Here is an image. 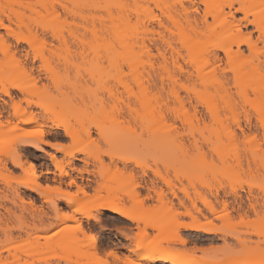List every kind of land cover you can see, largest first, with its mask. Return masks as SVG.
I'll list each match as a JSON object with an SVG mask.
<instances>
[{
	"label": "snow or ice",
	"instance_id": "snow-or-ice-1",
	"mask_svg": "<svg viewBox=\"0 0 264 264\" xmlns=\"http://www.w3.org/2000/svg\"><path fill=\"white\" fill-rule=\"evenodd\" d=\"M16 7L22 9L25 5L0 3V12L7 14L9 9ZM219 7L222 11L231 8L233 13L241 14L239 19L235 15L229 18L227 14L225 18L234 33L245 37L244 42L249 45L248 54L240 62L231 59L227 64L222 60L213 61V46L207 45L199 36L188 34L185 38L173 28V36L179 37L176 47L183 45L180 49L184 54L183 64L188 67L187 72L181 67L180 72L184 75L167 86L166 90L170 91L166 104L160 103L161 98L156 96L155 90L150 91L143 84L144 69L140 65H146L147 59L143 53H137L134 38L127 34L118 40L106 37L110 51L104 67L112 73L111 79H115L116 74H123L135 76L140 82L132 79L119 82L127 90L126 98L123 92L116 97L114 90L109 91L107 81L95 88L100 109L97 119L103 118L105 124L93 127L85 120L86 126L80 132L79 140L69 125L81 129L82 119L86 114L91 115L87 111L89 98L85 97V103L81 104V98L68 91L62 70L53 67L48 50V26H43L45 32L42 34L39 24L35 28L29 25L25 30L18 21L0 18V30H3L0 31V164L6 159L15 162L26 146L44 152V145H48L73 154L83 153L90 165L89 176L98 169L103 185L94 191L92 184L85 187L71 176L56 185H36L38 189L53 194L49 197L53 208L56 200L70 205L64 219L71 223L59 226L45 236V239L52 240L66 234L57 243L54 264H145L138 256L132 255L144 251L170 256L173 264H197L191 257L198 252L189 251L187 241L180 235V228L196 224L204 231L232 236L236 241L211 249V252L219 254V259L210 264H264V173L258 180L242 179L226 159L233 146L253 156L264 153V0L255 3L241 0L239 4L225 3ZM203 8L207 16L208 5ZM191 10L199 12L200 5H192ZM54 19L60 20L61 17L57 15ZM246 24L256 27L259 38L242 32ZM253 45L258 46V56L251 53ZM168 79L172 80V77ZM221 86L232 90L228 98L231 114L227 126V135L231 139H224L222 143L218 140L216 147L210 150L202 147L198 136L207 138L209 129L217 133L220 127L216 114L219 113L221 120L225 115L219 112L218 90ZM183 93H187V97ZM117 99L119 104L115 102ZM201 107L206 109L203 114L198 111ZM62 108L72 113L70 119H63ZM121 111L123 115L118 114ZM129 113L135 116L138 126L134 127L130 118L126 123L125 117ZM109 122L113 126H122L126 131L118 135L109 134L105 130ZM197 125H200L199 132ZM57 129L61 131L57 132ZM53 135H69L70 142L54 141ZM143 145H155V149L146 150ZM49 155L51 159H57L55 155ZM260 159L264 160V155ZM118 164L124 171L117 167ZM80 171L84 172V169ZM113 171L125 178L118 188L105 183ZM64 174L67 175L66 172ZM220 176L232 178L234 189L247 185L258 189L261 195L253 200L249 194L238 215L235 207L225 205L223 209H217L205 199V206L212 215L209 217L201 212L197 220L192 213L183 211V204L180 210L168 208L167 211H157L158 206L151 203V196H141L138 191L149 178L163 181L169 187L173 182L196 184L198 187ZM105 189L107 194H104ZM152 189L153 186L149 185V194ZM158 192L160 196L164 195L163 190L158 189ZM106 209L118 216L104 215ZM185 216L192 217V223L185 221ZM83 218L91 223L84 225ZM225 218L237 227L225 228L219 223ZM241 233H244L243 239ZM101 234L117 240L127 237L129 254H122L110 241L102 243ZM20 264H27V261L22 260Z\"/></svg>",
	"mask_w": 264,
	"mask_h": 264
},
{
	"label": "rangeland",
	"instance_id": "rangeland-1",
	"mask_svg": "<svg viewBox=\"0 0 264 264\" xmlns=\"http://www.w3.org/2000/svg\"><path fill=\"white\" fill-rule=\"evenodd\" d=\"M204 1L205 0H141V2H139V6L137 7V11L140 17H142V15L146 13L150 17V20H154L155 24L153 20L150 22L148 20H143L142 23L144 26L146 25L148 29H150V31H152L153 29L152 32L157 33V30L158 32L163 31L162 29H157V19H160L162 17V7L164 8V6H166V8L168 7L169 9H171V11H177V14L182 13V8H185L188 16L195 17L197 18V20H199L198 18H200V16H202L204 13ZM233 1V4H239L241 2V0ZM112 2V0H0V3H14L16 5H25V7L22 9L19 7L9 9L7 14L0 12V18H3L5 21H8L9 18L14 21H18V25H23L25 30H28L29 25L35 28L36 25L39 24L42 26L39 28V31L42 34L45 32V28L43 26H48V50L49 57L53 62V67L62 70L63 75L66 79V87L68 91L73 96H79L81 98V104L85 103V97L89 98V100L87 101L89 105L87 111L90 112L91 115L86 114L84 119H82L81 124L83 125V127H81L80 130H77L69 125L72 133L79 137L80 132L86 126L85 120L93 127H95L97 124H99L100 126H104L105 124L104 120L100 123L97 120L100 109L97 106V93L95 91V88L101 87L103 83L107 81L109 84V91L114 90V95L116 97H119L123 92L126 98L128 95L127 90L123 87V84L119 82H126L129 79H132L137 83L140 82L136 80L135 76L128 77L124 76L123 74H116L115 79H111L112 73L108 68L104 67L110 51V49L108 48V41H102L98 39L92 43H89L91 40V36L89 33L90 19H98V17H101L105 20H103L104 22H100L102 24H100L98 20L94 21V25L97 31H101V33H105V35L108 32H112L111 29L113 25H111L110 21L106 19L108 8H110L111 12H113V7H109L112 6ZM51 4L55 8L54 13H51V9L49 8ZM194 4L200 5L199 12H193L191 10V6ZM29 5H31V7H28ZM40 5H47V7H39ZM207 5L209 6L210 4ZM62 6L68 7L69 9L71 8V10L75 13V17H72L70 14H66ZM128 6L129 9H133L132 4L128 3ZM80 9H85V13L89 15L87 22H82L79 19L78 14L80 13ZM225 12H227V17L229 18L232 15H235L237 19H239L241 16L240 13H233V10L231 8L226 9ZM57 15L61 17L60 20L54 19V17H56ZM140 17L139 19H141ZM139 19L138 16L133 14L131 16L130 26L137 29L138 25V30H140V34H142L144 26L140 23ZM226 24L227 28L231 26V24H229L228 22H226ZM72 25L76 26V29L73 30L76 35H84V43L86 44H84L83 46L75 45V42L69 38L68 34ZM242 32L250 33L252 36L259 38V33L257 32L256 27L252 25H244ZM154 33H152L150 37L148 36V39L150 41H147L149 53H151L153 57L150 55L148 58L146 56L144 57L147 58V62L149 61L154 64V66H158L161 64V59L160 57H158L157 50L160 49L159 52L164 54V57H167L165 58L166 62L168 61L166 63V66L167 69L170 70L168 71L169 74L165 73L164 75H170L173 80L169 81V79L166 78L167 75L164 76L162 73L164 78L162 77V81H160L159 75L161 73H159L158 70H156V72L153 74L152 71H149L148 68H146L145 72H143V84L148 87V90H155L156 96L158 94V97L160 96L162 101H164L166 104L168 102V94L170 91V89H168L169 91L166 90L167 86L172 84V82L175 81L177 77L184 75V73H180L179 69L181 67H184L185 71L187 72L188 66L183 64L184 54L180 50L183 45H180V47H176L177 37H172L169 32H163V35L165 37L172 40V49H170L162 45L160 41H158L157 34ZM218 34L219 29L211 36H209V38H205L204 35L202 36V38H200L213 46V61L222 60L225 64H227L228 60L223 55V52L216 47V45H218ZM32 35L34 37L35 33H33ZM59 35H63L67 39L66 46H63L56 40H54V37ZM237 38L243 44L240 49L242 55H247L248 53L246 52V50L248 49V47L244 42L245 37L241 34H238ZM173 41L175 43H173ZM173 48L176 49L175 52L173 51ZM176 53H178L177 56ZM251 53L258 56V46H256L255 49L251 51ZM172 54L177 57V60H175L177 62V65L173 63V65H175V68L171 66V61L173 62L174 58L172 57ZM157 60H159V62ZM146 70L150 73V77L146 74ZM157 73H159V75ZM37 74L39 75V73ZM185 78L187 79V77ZM222 88L225 91V102H227V97L229 98L231 96L232 90L224 86H222ZM103 95L104 94L101 93V98H103ZM183 95L187 97L188 94L183 93ZM115 102L119 104L118 99ZM133 103L135 104V102ZM189 106H191V100H189ZM198 111L203 114L204 112H206V109L201 107V109H198ZM219 112L225 113V115L221 120L219 113L216 114V122L220 125L217 133H212L209 129V135L207 138H205L203 135L198 136L199 140L202 142L203 148H208L211 150L216 147V142L218 140L222 143L224 139H231L227 135V126L229 122L228 116L231 114L230 108H227V105L223 104V102L220 101ZM118 114L123 115V111ZM62 116L63 119H70L72 113L69 112L66 108H62ZM129 118L131 120V124L134 127L138 126L135 116H132L131 113H129L128 117H125L126 123L128 122ZM53 119H59V117H54ZM91 122L94 123L92 124ZM202 123L203 120H201V124ZM209 124L211 126V117H209ZM199 129L200 125H197L198 132ZM105 130L112 135L113 133L119 134L122 131H126L125 128L119 125L112 127L111 122L108 123V126ZM56 131L60 132L61 130L57 129ZM221 133L223 134L222 137ZM51 138L54 141L59 140L61 143L70 142V139L65 135H53ZM194 143L195 142H193V144ZM143 147H145L146 150L155 149V145H143ZM44 148V152H38L32 148L24 147L20 152L21 162L24 163L32 161L36 165V174L39 175V179L37 182H39L40 184L56 185L59 182L60 173L52 164L49 153L57 157V162L60 161L65 163L66 161L68 162V160L70 161V158L67 157L66 154L64 155L61 152L55 151L49 146L44 145ZM69 155L74 156V159L71 160L72 165L69 168H75V171H70V169L66 166L64 169L67 174L73 178H76L79 183L85 187H87L89 184H92L94 187H96V185L100 183V177L96 173L98 169L95 170L91 176H89L90 165L86 162L87 158L84 156V154H73L70 152ZM261 155H264V153H257L255 156H253L252 153H245L242 150H237L235 146H233L231 149V153L226 156V159L229 160L230 165L234 166L237 169L240 178L245 180L255 178L258 180L260 179L261 174L264 173V160L260 159ZM92 164H95L94 159L92 160ZM3 166L7 167L8 172L4 170ZM117 167H121V171H124L121 165L118 164ZM81 168L84 169V172H79ZM41 171L45 173L41 175ZM217 171H220V169H217ZM67 178V176H63L62 181L67 180ZM32 181L33 180L23 171L13 168L11 165V160L6 159L3 164H0V264H20L22 260L27 261V264H54L55 256L57 255V243L59 240H62L65 237L64 234H61L59 238L54 237L52 241L46 242L42 238L43 236L50 234L60 225L56 224V228L54 226L53 228H51L50 226L51 223L52 225L53 223L54 225L56 223V221L54 222L53 220L55 211H53L51 207L52 205L49 203V197L53 194L41 191L43 195L39 196L38 194L25 189L24 185L31 186ZM124 181L125 178L120 174L115 173L114 171L112 175L107 176L105 179L106 184L115 185L117 188L120 187L124 183ZM149 185L153 186L151 194H149L148 192ZM64 187L67 188L66 184H64ZM182 188L186 190H184L183 192L181 190ZM246 188L247 190H245ZM158 189L163 190L167 202H171L173 204V209L180 210L181 206L179 204L181 202L183 204V211L192 213V216L197 217L198 220L200 219L201 212H204L209 217H211V213L206 209L204 203L205 199L208 200L209 205H212L217 209H223L225 205H228L229 207H235L237 210L236 215H238L240 208L243 207L244 203L249 199V194H251V199L253 200L258 199V197L261 195L258 189L248 187L247 185L234 189L232 178H225L223 176H220L219 178H213L207 185L199 184L198 187L196 186V184H176L175 182H173L172 189L163 182L154 181L153 179L149 178L146 182V185L143 188L138 189V191L140 192L141 196H151V203L158 206L156 209L157 211H167L166 206H161L156 201L157 198L154 194V190L158 191ZM15 193L18 194V196H16ZM104 194H107V189H105ZM173 196L175 198H173ZM28 202H32V204H29ZM55 203L58 204V208L61 209H59V213L65 214L70 209L66 207L61 200H56ZM146 203L149 202L146 201ZM193 205H195V207H193ZM197 211H199L200 213H198ZM104 215L108 217L118 216L116 214H109L107 212H104ZM183 219L190 223V219L188 216L183 217ZM67 223L71 222L67 221L64 224L61 223V226H64ZM83 223L87 226L91 222L88 219L83 218ZM215 223L216 222L214 221V224ZM219 223L222 224L225 228L237 227L234 224H229L227 218H225L223 221H220ZM101 235L102 243H107L110 241L112 243V246L121 251L122 254H129L126 246L130 243V241L127 237H120L117 240L116 238L104 237L103 234ZM180 235L187 241V247H195L198 250L202 251H205L207 249L209 250L207 251V256H215V259H219V254L211 252V249L219 248L226 242L229 244L236 243L232 236H224L221 233L217 232L204 234L195 233L188 230H180ZM240 235L241 239H243L244 233H241ZM121 245H124L125 247L121 248Z\"/></svg>",
	"mask_w": 264,
	"mask_h": 264
},
{
	"label": "bare ground",
	"instance_id": "bare-ground-1",
	"mask_svg": "<svg viewBox=\"0 0 264 264\" xmlns=\"http://www.w3.org/2000/svg\"><path fill=\"white\" fill-rule=\"evenodd\" d=\"M112 1H113L112 2V5H120V7H113V12H111L110 8H108V11H107V14H106V16H107L106 19L108 21H110L111 25H113L112 26V29H111L112 32L111 33L108 32L105 35V33L102 34L101 31H97V29H96V27L94 25L95 24L94 21L95 20H98L99 23L100 22H104L105 20L102 19L101 17H98V19H90V29H89V33H90V36H91V40H90L89 43H92V42H94L95 40H98V39L99 40H102V41H108V40H106V37L109 38L110 40H118L121 36L127 34L128 36L134 38V42H135V45H136L137 53H143V55L148 58L149 57V50H148V47H147V41H150L148 38L154 32H152L153 29H152V31H150V29H148V27L146 25L144 26L142 22H143V20H148L150 22L153 19L150 20V17L146 13H144L142 15V17H140L138 15L137 7L139 6V2H141V0H112ZM148 1H155V0H148ZM233 2H234L233 0H205L204 1V4H210L208 6V9H207L208 15L205 16L204 13H203V15L200 16V18H198L199 20H197V18H195V17L188 16L185 8H182L183 9L182 10V13L177 14L178 13L177 11H176L177 12L176 13L175 11H171V9H169L168 7L166 8V6H164V8L162 7L163 9L161 8V14H162L161 16L162 17L160 19L159 18L157 19V29L159 28V29H162L163 31L162 32H158V30H157V33L155 32L154 34H157L158 41H160V43L162 45H164L167 48L172 49L171 48L172 47V42H171L172 40H170L169 38H167V37H165L163 35V32L164 31L169 32L172 37H173L172 31H173V28H174L177 33L184 35L185 38L187 37L188 34H191L192 36H199L201 38L204 35L205 38L206 37L209 38V36H211L213 33H215L219 29V34H218V39H217V43H218L219 46L217 48H219V50H221L223 52V55L225 56V58L227 60L231 59L233 62H240V61L243 60L244 56L242 55V53L240 51V49L243 46V44L237 38L239 33H233L234 30H233L232 26H230V27L227 28V24H226L227 20L225 18V14H227V12H225L226 9H224L222 11L221 8L219 7V5H221V4H225V3H231V4H233ZM248 2L249 3H255V2H258V0H248ZM128 3H130V4L133 5V9H129ZM109 7H111V6H109ZM49 8L51 9V13H54L55 12V8H54V6L52 4L50 5ZM62 8H63V10L65 11L66 14H70L72 17H75V13L71 10V8L69 9L68 7H65V6H62ZM79 12H80L78 14L79 19L82 22H87L88 21V18H89V15L85 13V9H80ZM133 14L136 15V16H138V19H139V17L141 18V19H139V21L144 26V29L142 31V34H140L141 33L140 30H137L136 28H132L130 26V20H131V16ZM153 22H154V20H153ZM100 24H102V23H100ZM154 24H155V22H154ZM75 29H76V26L75 25H72L71 28H70V30H69L68 36H69V38L71 40H73L75 42V45H81V46H83L84 44H86V43H84V40H85L84 39V35H80V36L76 35L73 32V30H75ZM168 36H169V34H168ZM175 37H177V40L179 39L178 36H175ZM234 37H235V39H234ZM54 40H56L59 44H61L63 46H66L67 45V39L63 35L55 36L54 37ZM148 43H150V42H148ZM173 43H175V42L173 41ZM206 44L209 45V46H211L210 43H208V42H206ZM224 45H227V47L225 48ZM245 45L249 49V45L247 43H245ZM255 47H256V45H253L251 51L254 50ZM159 50H157V51H158V57H160V59H161V61H160L161 64L160 65H158L159 64L158 63L157 64L158 66H154V64H152L151 62L148 61L146 65L145 64H141L140 67H141V69H144V72H145V69L148 68V70L149 71H152L153 74L156 72V70H158V72L161 73V74L160 75H159V73H157V74L160 76L159 77L160 78V81H162L163 75L165 73H168V71H170V70H168L167 69V66H166V63L168 61L166 62L165 58H167V57H164V54L160 53ZM177 54L178 53H176V56H177ZM150 56H152V55H150ZM176 56H174V55L172 56V57H174L173 58V62L171 61V64H172L171 66L172 67L175 66V65H173V63L174 64L177 63L175 61V60H177V57ZM170 59H172V58H170ZM157 61L159 62V60H157ZM162 73H163V75H162ZM146 74L149 76L150 73L147 71ZM168 74H166L167 75L166 78H168L170 76ZM166 75H164V76H166ZM173 78H174V76H173ZM172 80H169V81H172ZM163 81H165V80H163ZM218 96L220 98V101L223 102V104H226L227 105V108H230L231 107L230 104H229L228 97H227V100H226L227 102H225V99H226V98H224L225 91L223 90L222 86L218 90ZM157 97H158V94H157ZM133 102H135V100H133ZM163 102L164 101H162V99H161L160 100V103L161 104H165V102L164 103ZM157 108L159 110V106ZM93 121H95V120H93ZM98 121L100 123L101 121H103V118H100ZM91 123L93 124L94 122H91ZM111 126L114 127L112 124H111ZM81 127H83L82 124H81ZM99 130L100 129L98 127L96 129V131L99 132ZM113 135H118V134L117 133H113ZM65 136H67L70 139V136L69 135H65ZM75 136L77 137L78 140L80 139L79 136H77V135H75ZM46 146H48V145H46ZM26 147L32 148L30 146H26ZM32 149H34L35 151L40 152L39 149H36V148H32ZM52 149L55 150V151L61 152L64 155L66 154V156L70 158V161L68 160V162L66 161L65 163H63V162H60V161L57 162V160H53L49 156L50 159H51L52 164L54 165V167L60 173L59 174V182H58V183H60L62 181V177L63 176L69 177L68 174L67 175L64 174V172H66L64 168L66 166L69 168L72 165L71 160L74 159V156L69 155L70 152H68V151H63V150L55 149V148H52ZM11 165H12L13 168L19 169L20 171H23L26 175H28L33 180L31 186L24 185L25 189H27L30 192L36 193L39 196H42L43 195V193L41 192L43 190L42 189H38L37 186H36L39 183V182H37L38 179H39V175L36 174L37 173V167H36V165L32 161H28V162H24V163L21 162V154H19L15 158V162H13L11 160ZM3 167H4V170L8 172L7 167H5V166H3ZM69 169H70V171H75V168H72L71 167ZM76 171H79V170H76ZM79 172H81V171H79ZM44 173L45 172H42V171L40 172L41 175L44 174ZM96 173L100 177L99 170L96 171ZM46 181H48V180H46ZM53 182H54V179H53ZM55 182H56V180H55ZM160 182H163V181H160ZM66 187H67V184H66ZM101 187H102V184L101 183H98L96 185V187H94L93 190L95 191L96 188H101ZM171 189H172V187H171ZM154 194L156 195V198H157L156 201L161 206H166L167 209L168 208H173V204L171 202H167V199L165 198L164 195L163 196H160L159 195V192L158 191H155V190H154ZM16 196H18V194H16ZM175 197H176V195H175ZM175 197L173 196V198H175ZM61 201L64 203V205L66 207L70 208V205L66 201H63V200H61ZM29 204H32V202H30ZM181 204L182 203L180 202L179 205L181 206ZM210 206H212V205H210ZM52 209H53V211H55L53 220H54V222L56 221V223H55V225H54V223H53V225L51 223L50 224L51 228H53V226L56 228V224L61 226V223L64 224V223L67 222L64 219V214L59 213L60 211L59 212L57 211V209L58 210L60 209V208H58V204H56V207L55 208L52 207ZM104 212H107L109 214H116V215H118L117 213H113V212H111V210H107V209ZM197 212L200 213L199 211H197ZM211 215H212V213H211ZM195 218L197 219V217H195ZM189 219H190V223H192V217H189ZM180 230H188V231H191V232L204 233V234H211V233H214L215 232V231H204L200 227L199 224H196L193 227H182V228H180ZM64 235H66V234H64ZM42 238L46 242V241H52L54 237L52 238V240L45 239V236H43ZM187 248H188L189 251H194L195 250L196 252H198V255H193L191 257V259L195 260L197 262V264H210L211 261L217 260V259H215V256L214 257L207 256V252H205V251L198 250L195 247H190V248L187 247ZM132 255L138 256L140 259L144 260L146 262V264H150V263L173 264V258L172 257H170V256H163V255H156V254H153V253L148 252V251H144L142 253H132Z\"/></svg>",
	"mask_w": 264,
	"mask_h": 264
}]
</instances>
